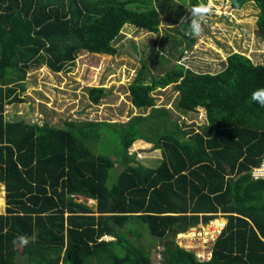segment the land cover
I'll return each mask as SVG.
<instances>
[{
	"label": "trees",
	"instance_id": "obj_1",
	"mask_svg": "<svg viewBox=\"0 0 264 264\" xmlns=\"http://www.w3.org/2000/svg\"><path fill=\"white\" fill-rule=\"evenodd\" d=\"M205 1L0 0V182L6 203L0 213V264H17V236L30 239L27 264H153L150 251L132 239L139 231H119L134 221L166 239L161 264H264V179L251 176L264 157V106L251 99L264 88V63L233 52L215 72L176 63L150 76L142 62L128 91L132 105L148 111L126 122L66 119L56 127L5 113V106L24 101L20 91L31 66L60 72L80 51L113 55V41L125 24L157 33L161 14L175 23ZM227 1L234 9L256 5L255 24L264 39V0ZM186 22L179 25L187 30ZM187 40V46L195 43ZM184 51L179 49L178 60ZM169 84L177 92L173 109L202 107L205 124L188 129L156 105L151 92ZM104 95L102 86L88 89L93 104ZM138 139L161 151L157 167L129 153ZM106 142L111 149L102 147ZM117 153L123 154L122 169L108 184L110 157ZM217 212L226 223L209 259L200 260L174 241ZM104 235L111 238L101 239Z\"/></svg>",
	"mask_w": 264,
	"mask_h": 264
},
{
	"label": "rangeland",
	"instance_id": "obj_2",
	"mask_svg": "<svg viewBox=\"0 0 264 264\" xmlns=\"http://www.w3.org/2000/svg\"><path fill=\"white\" fill-rule=\"evenodd\" d=\"M205 5H211V14L202 24L201 35L194 38L195 43L191 46H187L188 36L177 31H186L179 25L181 21L169 23L170 17L166 13L162 14V23L157 33L125 25L113 41L117 49L113 55L80 51L73 65L60 72L50 70L45 64L31 66L27 70L25 89L20 91L24 101L5 106L7 117L12 120L23 118L29 123L47 122L56 127H61L66 119L79 122H126L133 115L148 111L134 107L128 91V85L135 78L142 62L146 63L145 74L150 76L163 74L176 63H182L195 72H215L223 68L227 56L233 52L247 55L255 64L264 63V39L259 36L256 28L258 9L253 2L240 9L232 8L227 0H206ZM132 8L135 6L132 5ZM187 17L190 21L189 11ZM164 39L168 44L162 43ZM181 48L185 51L178 60ZM100 86L105 88V95L98 104H93L88 99V89ZM151 95L155 97L157 106L170 110L172 120L186 123L188 129H198L207 122L203 108L197 107L184 113L173 109L177 92L172 84L156 88ZM108 144L117 147L112 138L108 139ZM139 144L133 142L129 153H135L141 164L156 167L161 160V151L154 150L151 143L148 146H141L145 145L142 142ZM101 145L111 149L107 142ZM143 147L147 149H142ZM110 158L114 167L108 184L115 181V176L122 169L123 154H113ZM1 191L4 192L0 189V196ZM75 200L86 202L90 206L95 204V200L85 197H76ZM5 207L6 204L4 206L0 201V212ZM217 219L222 224L226 222L220 212L212 220ZM211 226V221L201 222L197 227L177 234L174 241L197 253L200 259H207L211 255L212 241L209 238L205 241L204 233ZM129 228L133 233L139 231L140 236L134 234L132 239L150 251L152 263L161 264L162 244L166 239L151 235L147 227L139 221H134L131 227L126 225L119 231L128 235ZM17 250L19 252L21 249Z\"/></svg>",
	"mask_w": 264,
	"mask_h": 264
},
{
	"label": "clouds",
	"instance_id": "obj_3",
	"mask_svg": "<svg viewBox=\"0 0 264 264\" xmlns=\"http://www.w3.org/2000/svg\"><path fill=\"white\" fill-rule=\"evenodd\" d=\"M211 11H212L211 5H205V4L201 3V4H198L196 6H192L189 9V13H190V23H189L188 29L185 31V35L188 36V37H191V38H196V37L200 36L201 35V32H202V24L206 20V18L211 14ZM188 19H189V17H182L181 18V22L187 23L186 21ZM251 99L253 101L257 102L258 104H260L261 106H264V88L255 90L252 93ZM254 168H256V167H254ZM251 176H252V171H251ZM214 218H212V219H214ZM110 238L111 237H109L108 239H110ZM108 239H105V240H108ZM28 243H29V238L26 237V236H17L13 240V244H17V245H19L21 247L27 246Z\"/></svg>",
	"mask_w": 264,
	"mask_h": 264
},
{
	"label": "built area",
	"instance_id": "obj_4",
	"mask_svg": "<svg viewBox=\"0 0 264 264\" xmlns=\"http://www.w3.org/2000/svg\"><path fill=\"white\" fill-rule=\"evenodd\" d=\"M197 72H200V71H197ZM252 176H253L254 179H264V158H263L262 162L260 163V165L258 167L253 168ZM211 222H212L211 228L209 229V231L204 233L205 236H206L204 238V240L207 241L208 238L211 239V241H212L211 250H212L213 243L216 240V238L218 237V235L220 234V232H221L222 228L224 227L225 223H223V224L221 223L220 225L219 224L217 225V224H215V220H211ZM102 238L108 239L109 237L103 236ZM181 247H184L186 249L185 245L184 246L181 245ZM195 255H196L197 258H199L197 253H195ZM207 259H209V258H207ZM200 260H206V259H200Z\"/></svg>",
	"mask_w": 264,
	"mask_h": 264
},
{
	"label": "crops",
	"instance_id": "obj_5",
	"mask_svg": "<svg viewBox=\"0 0 264 264\" xmlns=\"http://www.w3.org/2000/svg\"><path fill=\"white\" fill-rule=\"evenodd\" d=\"M189 11V10H188ZM162 15V14H161ZM166 15V14H165ZM168 16V15H167ZM170 17V16H169ZM169 23H171V22H169ZM125 25H131V24H125ZM124 25V26H125ZM123 26V27H124ZM133 26V25H132ZM135 27V26H134ZM200 108H202V107H200ZM204 109V108H203ZM204 112H205V110H204ZM206 113V112H205ZM27 123H29V122H27ZM134 142H138V144H139V142H142V143H144L145 145H142L141 144V146H148V145H150V143L149 142H145L144 140H141V139H138V140H136V141H134ZM140 145V144H139ZM153 148V147H152ZM142 149H147V147H143ZM154 149V148H153ZM154 150H159V149H154ZM160 151V150H159ZM161 159H162V155H161ZM136 160H137V158H136ZM138 161V160H137ZM139 162V161H138ZM160 162H161V160H160ZM160 162H159V164H160ZM158 164V165H159ZM157 165V166H158ZM156 166V167H157ZM150 167V166H149ZM152 168H155V166H153ZM0 189H3V191H4V185H3V183L2 182H0ZM5 192V191H4ZM4 192H2L1 191V196H0V201H1V203L2 204H4V206H5V193ZM74 197L76 198V197H83V196H80V195H74ZM93 200V199H92ZM96 203V202H95ZM2 208V207H1ZM5 209H6V207L5 208H3V211L2 212H0V213H4L5 212ZM104 236H107V235H104ZM103 237V236H102ZM107 237H110V236H107ZM29 238V237H28ZM101 239H103V238H101ZM30 240V239H29ZM25 247L26 246H23V247H21V246H19V245H15V254H16V261H17V264H27V262H26V257L24 256V250H25ZM17 248H20L21 250L18 252V250H17ZM18 255H20V256H18ZM20 257V258H19ZM210 258V257H209ZM22 260H24V261H22ZM61 264V263H60Z\"/></svg>",
	"mask_w": 264,
	"mask_h": 264
},
{
	"label": "bare ground",
	"instance_id": "obj_6",
	"mask_svg": "<svg viewBox=\"0 0 264 264\" xmlns=\"http://www.w3.org/2000/svg\"><path fill=\"white\" fill-rule=\"evenodd\" d=\"M221 223H222V222H221L220 220H218V219L215 220V224H219V225H220ZM191 235H192V233H191ZM202 240H203V239H202Z\"/></svg>",
	"mask_w": 264,
	"mask_h": 264
}]
</instances>
